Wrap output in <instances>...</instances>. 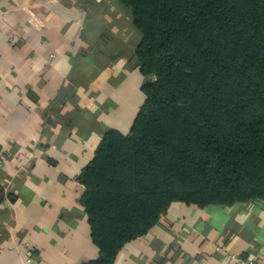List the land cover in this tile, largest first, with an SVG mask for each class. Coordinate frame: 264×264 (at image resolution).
Listing matches in <instances>:
<instances>
[{"label": "crops", "instance_id": "crops-1", "mask_svg": "<svg viewBox=\"0 0 264 264\" xmlns=\"http://www.w3.org/2000/svg\"><path fill=\"white\" fill-rule=\"evenodd\" d=\"M131 21L117 0H0V264L98 256L76 177L144 99ZM225 252L264 264V201L172 202L113 264H224Z\"/></svg>", "mask_w": 264, "mask_h": 264}, {"label": "trees", "instance_id": "trees-1", "mask_svg": "<svg viewBox=\"0 0 264 264\" xmlns=\"http://www.w3.org/2000/svg\"><path fill=\"white\" fill-rule=\"evenodd\" d=\"M140 35L144 99L77 175L98 256L113 264L172 202L264 201V0H117Z\"/></svg>", "mask_w": 264, "mask_h": 264}, {"label": "built area", "instance_id": "built-area-1", "mask_svg": "<svg viewBox=\"0 0 264 264\" xmlns=\"http://www.w3.org/2000/svg\"><path fill=\"white\" fill-rule=\"evenodd\" d=\"M3 165V157L0 155V170ZM34 257V251L31 247H25V261L31 262ZM224 264H260L257 257L254 256H241L232 253H223Z\"/></svg>", "mask_w": 264, "mask_h": 264}]
</instances>
